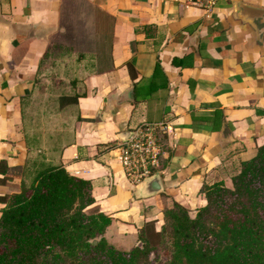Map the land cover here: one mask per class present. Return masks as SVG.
<instances>
[{"label": "crops", "instance_id": "obj_1", "mask_svg": "<svg viewBox=\"0 0 264 264\" xmlns=\"http://www.w3.org/2000/svg\"><path fill=\"white\" fill-rule=\"evenodd\" d=\"M242 5L264 0H217L210 10L183 0H0V210L19 189L29 139L43 133L58 142L53 163L90 182L117 249L137 244L146 222L158 230L173 203L193 216L202 185L231 187L264 143V14ZM73 92L83 94L57 107ZM160 121L161 189L147 194L112 146Z\"/></svg>", "mask_w": 264, "mask_h": 264}, {"label": "trees", "instance_id": "obj_2", "mask_svg": "<svg viewBox=\"0 0 264 264\" xmlns=\"http://www.w3.org/2000/svg\"><path fill=\"white\" fill-rule=\"evenodd\" d=\"M82 94L58 95L57 107ZM33 136L18 191L1 197L0 264H264V143L240 162L231 187L201 186L205 204L193 216L164 207L160 229L144 223L137 244L121 250L103 237L110 218L93 205L90 182L53 163L52 135Z\"/></svg>", "mask_w": 264, "mask_h": 264}, {"label": "built area", "instance_id": "obj_3", "mask_svg": "<svg viewBox=\"0 0 264 264\" xmlns=\"http://www.w3.org/2000/svg\"><path fill=\"white\" fill-rule=\"evenodd\" d=\"M187 6L205 10L212 9L217 0H183ZM167 122L142 123L132 127L124 141H118L116 149L125 178L131 184L141 183L144 179L158 174L163 148L157 136L165 135Z\"/></svg>", "mask_w": 264, "mask_h": 264}, {"label": "water", "instance_id": "obj_4", "mask_svg": "<svg viewBox=\"0 0 264 264\" xmlns=\"http://www.w3.org/2000/svg\"><path fill=\"white\" fill-rule=\"evenodd\" d=\"M244 7V14L248 16H256L260 14H264V8L261 7H254V6H249V5H242ZM129 132H126L124 135L118 136V139L120 141H124ZM143 186V190L147 194H153L161 189V184H160V177L158 174L153 175L150 178H146L141 182Z\"/></svg>", "mask_w": 264, "mask_h": 264}, {"label": "rangeland", "instance_id": "obj_5", "mask_svg": "<svg viewBox=\"0 0 264 264\" xmlns=\"http://www.w3.org/2000/svg\"><path fill=\"white\" fill-rule=\"evenodd\" d=\"M40 127H41V125H40ZM28 180H29V179H28ZM153 226H154V225H153ZM160 226H161V224H160ZM154 229H155V228H154ZM159 229H160V227H159ZM159 229H158V230H159ZM160 256H161V257H160ZM160 256H159V258H158L157 261H160V262H161V260H162V259H161V258H162V252H160ZM150 257H151V256H150Z\"/></svg>", "mask_w": 264, "mask_h": 264}]
</instances>
